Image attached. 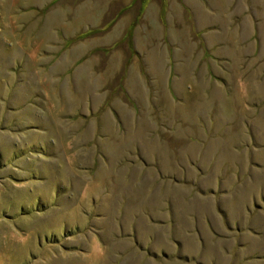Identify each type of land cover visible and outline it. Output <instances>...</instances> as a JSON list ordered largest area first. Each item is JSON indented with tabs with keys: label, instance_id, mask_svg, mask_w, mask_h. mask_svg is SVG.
Returning a JSON list of instances; mask_svg holds the SVG:
<instances>
[{
	"label": "rangeland",
	"instance_id": "obj_1",
	"mask_svg": "<svg viewBox=\"0 0 264 264\" xmlns=\"http://www.w3.org/2000/svg\"><path fill=\"white\" fill-rule=\"evenodd\" d=\"M0 264H264V0H0Z\"/></svg>",
	"mask_w": 264,
	"mask_h": 264
}]
</instances>
